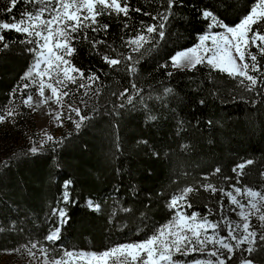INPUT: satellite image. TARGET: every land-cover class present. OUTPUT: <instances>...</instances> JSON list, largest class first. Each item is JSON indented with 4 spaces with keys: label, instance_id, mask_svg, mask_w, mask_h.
I'll list each match as a JSON object with an SVG mask.
<instances>
[{
    "label": "trees",
    "instance_id": "trees-1",
    "mask_svg": "<svg viewBox=\"0 0 264 264\" xmlns=\"http://www.w3.org/2000/svg\"><path fill=\"white\" fill-rule=\"evenodd\" d=\"M254 3L255 0H176L163 42L145 44L140 53L132 54L137 61L134 74L128 72V62L123 59L119 65L109 66L103 57L129 55L125 41L155 23L143 13L157 15L166 11L167 0H128L130 9L141 11H130L127 17L115 13L99 16L94 25L97 32L87 29V40L81 32L73 41L74 53L67 59L84 72L85 79L69 84L71 94L64 98L69 104H78L81 115L92 119L79 131L72 124L61 134L52 135L55 140L63 138L62 144L55 145L32 137V128L24 119L30 109L23 99L36 87L25 90L23 95L17 90L10 96L18 86L28 83L24 77L35 57L26 50L33 45L21 43L25 35L14 30L0 32L5 38L0 42V115L5 110L14 113L6 118L8 123L6 119L0 121V252L18 250L29 241H43L55 226L51 210L57 206L67 180L72 181L69 191L76 203L59 204L65 208L68 222L55 246L44 245L86 252L147 239L172 219L174 213L168 208L172 195L203 183L227 188L228 183H235L232 168L247 159L254 163L244 169L241 185L256 188L264 184L260 176L264 171V93L246 92L238 79L214 71L207 64L181 71L168 63L170 56L194 46L198 36L208 32L209 21L202 17L203 10L213 11L219 20L233 26ZM8 6V0H0V9ZM34 7L39 5L21 0L11 13L0 12V22L11 23L13 17L20 20L23 12H32ZM103 25L109 26L106 31ZM98 40L104 43L93 47V41ZM4 43L9 44L7 49ZM251 51L264 71V57L256 48ZM164 64L168 66L162 67ZM90 72L99 77L98 82L76 91L80 83L88 85ZM132 83L142 90L139 96L133 97V105L113 113V106L127 99H118L119 93L127 88L132 94ZM165 88L172 92L165 95ZM152 116L156 119H149ZM16 135L23 141L12 142L1 150L2 140L15 141ZM33 146L38 153L24 155ZM217 167L221 172L213 175ZM205 176L207 181L202 179ZM224 177L231 180L226 183ZM88 199L99 203L100 210H90ZM219 200V192L213 195L199 189L189 193L192 207L185 211L203 216L211 208L217 215L210 219L215 220L219 218ZM224 204L227 208V198ZM121 208L130 211L123 212ZM226 214L236 219L234 214ZM220 234L226 233L222 230ZM257 247L251 257L253 263L264 264V246L258 238ZM176 257L184 263L204 258L199 253ZM230 264H237V257Z\"/></svg>",
    "mask_w": 264,
    "mask_h": 264
},
{
    "label": "snow or ice",
    "instance_id": "snow-or-ice-1",
    "mask_svg": "<svg viewBox=\"0 0 264 264\" xmlns=\"http://www.w3.org/2000/svg\"><path fill=\"white\" fill-rule=\"evenodd\" d=\"M19 2L21 0H8L9 6L6 9H0V12L11 13ZM24 2L33 6L39 5V7H34L32 12H23L20 20L13 17L11 23L0 22V32L14 30L19 34H24L26 39L21 43L33 45L26 51L35 57L34 63L24 77L28 83L18 86V89H14L10 96H14L17 90L23 95L25 90L36 87L42 103L55 99L61 107H63L64 98L71 94L68 85H75L77 79H85L84 72L66 58L74 53L72 44L73 41L79 39L77 34L83 32L84 39L87 40L86 30L91 29L97 32L98 29L94 25L98 24L97 18L101 15L115 13L127 17L130 11H141L139 8L130 9L128 0H124L123 5L121 0H24ZM175 3L176 0H167V10L157 15L143 13L151 16L155 23L144 26L142 31L138 30L134 37L125 41L130 49L129 55L121 54L115 59H109L105 55L104 61L109 66H116L123 59L128 62V72L134 74L137 71L135 67L137 61L133 60L132 54L140 53L145 44H153L155 41L158 45L163 42L165 26ZM201 15L209 21L208 32L198 36V43L195 46L170 56L168 63L181 71L185 69L191 71L197 65L207 64L214 71H220L233 79H238L239 86L246 92H255L257 95L264 93V71L258 63L257 55L251 51L252 48H256L259 55L264 57V0H255L248 13L233 26L223 23L211 10H203ZM108 27V25H103V30L106 31ZM124 27L127 28L128 25ZM213 28H221L224 31L213 32ZM4 39V36L0 34V42ZM102 43H104L102 40L93 41V47ZM8 47V43L3 44L4 49ZM167 66V64L162 65V67ZM168 75L171 76L172 73ZM87 80L88 85L80 83L76 91L91 87L92 83L98 82L99 77L90 72ZM45 89L51 92V95L46 98ZM131 89L132 94H129L127 88L119 93L118 99L123 100L125 96L127 99L124 103L114 105L113 113L118 114L119 109L133 105V97L139 96L142 90L138 89L135 83L131 84ZM171 92L172 89H164L165 95ZM84 95L88 96V92L85 91ZM32 101L33 97L29 93L23 99V104L32 107ZM81 103L87 106L83 98ZM200 103L202 104L203 101ZM255 103L256 101H253V106ZM69 109L70 113H75L79 117L78 120L73 121L77 131L86 121L92 119L91 116L81 115L79 108L69 106ZM61 114L57 113L56 118L59 119ZM13 115L12 110H5L4 114L0 115V121L13 117ZM68 118L72 119V116L69 115ZM149 119L155 120L156 117L152 116ZM178 123L180 127H183V121ZM48 142L54 145L62 144L63 138L55 140L49 135L43 143ZM38 151L33 146L24 155H35ZM117 151H119L118 146ZM253 163L252 159H247L235 165L232 168L236 177L235 183H228L231 178L224 177V181L228 183L227 188H218L212 183H203L197 188H183L172 195L168 202L169 210L174 213L171 221L157 228L154 234L142 242L118 243L99 254L68 250L61 246L59 249L61 255L54 258L52 264H184L183 261L176 260L174 257L178 255L186 257L192 253H199L204 258L195 259L190 264H230L233 262V257H237V264H253L251 257L258 250L257 238L260 245L264 246V184L256 188L246 184L241 185V178L245 175L244 169ZM220 172L221 169L217 167L213 175ZM260 176L264 180V171H261ZM202 179L207 181L208 177L205 176ZM71 186V180L64 182L57 206L51 210L50 216L56 218L55 226L49 230L42 242L29 241L31 247L25 246L29 254L33 256L35 253L32 249H38L45 257L44 264H48L49 249L43 245L47 243L55 246L56 242L61 239L63 225L69 219L65 208L59 207V204L76 203L69 191ZM199 189L213 195L220 193L218 219H210L217 215L211 208H207L203 216L195 212L190 216L186 213L185 209L192 207L188 202L189 193ZM115 191L118 193L119 189ZM225 198L228 200L227 208L224 204ZM86 205L90 210H100V204L91 199L86 200ZM121 211L128 212L130 209L121 208ZM227 212L234 214L236 219H231L226 214ZM222 230L226 233L225 235L220 234Z\"/></svg>",
    "mask_w": 264,
    "mask_h": 264
},
{
    "label": "rangeland",
    "instance_id": "rangeland-1",
    "mask_svg": "<svg viewBox=\"0 0 264 264\" xmlns=\"http://www.w3.org/2000/svg\"><path fill=\"white\" fill-rule=\"evenodd\" d=\"M223 31L224 30L221 29L220 31L217 32H223ZM31 95L33 97L32 107H28L30 109V112L25 113L24 119H26V122L28 123L29 127L32 128L31 129L32 137L34 136L36 138H39L41 141L42 140L44 141L46 136L49 135L57 136L62 132L66 131L69 127H71V125L74 124L73 123L74 120H78V116H76L75 113H70V109H69V106L71 108H79L78 104H69L68 102L63 100V107H61V105L56 103L55 99L50 100L47 103H42L41 102L42 98L39 96L37 89H35L34 93H32ZM50 95H51L50 90L45 89V93H44L45 98ZM57 113H62L59 119L56 118ZM69 115L72 116V119L68 118ZM31 119L33 120L32 123H31ZM8 120L9 119H6L7 123ZM2 122H5V120ZM15 138L18 139H16L15 141H11V139L9 140L6 138L2 140L1 150L10 146L12 142L21 143L23 141L22 138L19 137L18 135H16ZM191 214L188 215L190 216ZM170 221L171 220H169L166 223H169ZM138 242H142V241H138ZM25 246H27L28 248L31 247L30 243H28L21 246L18 250L0 252V264H15V263L44 264L45 257L40 253L38 249H32V252L35 253V255L33 256L29 254ZM43 246L49 249V255L47 257V260H48V264H52V260L54 258L59 257L61 255V252L57 248L47 247V245H43ZM78 252L93 253L86 251H78ZM101 252H95V253L99 254ZM176 260H178V258ZM184 264H190V262Z\"/></svg>",
    "mask_w": 264,
    "mask_h": 264
}]
</instances>
